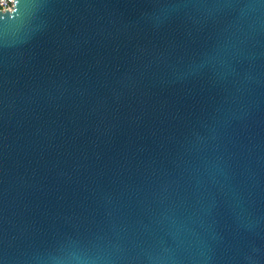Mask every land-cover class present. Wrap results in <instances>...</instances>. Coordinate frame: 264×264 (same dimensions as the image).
<instances>
[{
    "label": "water",
    "instance_id": "water-1",
    "mask_svg": "<svg viewBox=\"0 0 264 264\" xmlns=\"http://www.w3.org/2000/svg\"><path fill=\"white\" fill-rule=\"evenodd\" d=\"M0 264H264V0L0 9Z\"/></svg>",
    "mask_w": 264,
    "mask_h": 264
},
{
    "label": "built area",
    "instance_id": "built-area-1",
    "mask_svg": "<svg viewBox=\"0 0 264 264\" xmlns=\"http://www.w3.org/2000/svg\"><path fill=\"white\" fill-rule=\"evenodd\" d=\"M15 0H0L1 10H11L14 7Z\"/></svg>",
    "mask_w": 264,
    "mask_h": 264
}]
</instances>
